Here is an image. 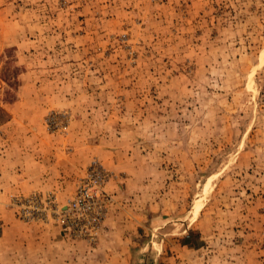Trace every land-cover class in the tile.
<instances>
[{"label": "rangeland", "instance_id": "rangeland-1", "mask_svg": "<svg viewBox=\"0 0 264 264\" xmlns=\"http://www.w3.org/2000/svg\"><path fill=\"white\" fill-rule=\"evenodd\" d=\"M0 264H264V0H0Z\"/></svg>", "mask_w": 264, "mask_h": 264}, {"label": "built area", "instance_id": "built-area-1", "mask_svg": "<svg viewBox=\"0 0 264 264\" xmlns=\"http://www.w3.org/2000/svg\"><path fill=\"white\" fill-rule=\"evenodd\" d=\"M95 170L93 169L90 177L81 184L78 195L67 205L68 212L73 214L79 222L85 223L86 228L90 229V234L97 232L104 217V210L97 207L99 192L102 190V175Z\"/></svg>", "mask_w": 264, "mask_h": 264}, {"label": "crops", "instance_id": "crops-1", "mask_svg": "<svg viewBox=\"0 0 264 264\" xmlns=\"http://www.w3.org/2000/svg\"><path fill=\"white\" fill-rule=\"evenodd\" d=\"M37 161L39 163H42L43 162L42 157L38 155L37 156ZM34 182H35V179L34 178L31 179L30 175H29V179L25 176V186L27 188H29L30 186H33L32 184ZM118 223H120V224H118ZM108 225H109L108 229H107L105 235L102 238V240L105 239V241L108 243V245L112 244V242H113L112 238L115 237V236H122L123 238H121V241H122V239L126 238L125 231H123V233H121L120 230H118V231L116 230L117 227H120V226L124 225L123 221L122 222H114L113 220H110ZM118 239H120V238H118ZM115 241L117 242V238H116ZM118 242H120V240H118ZM108 254H114V252L113 251H109Z\"/></svg>", "mask_w": 264, "mask_h": 264}]
</instances>
